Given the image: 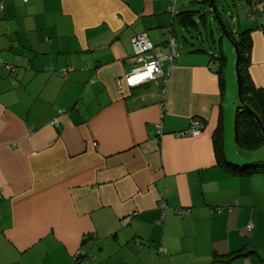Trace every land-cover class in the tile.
Returning a JSON list of instances; mask_svg holds the SVG:
<instances>
[{"label":"crops","instance_id":"1","mask_svg":"<svg viewBox=\"0 0 264 264\" xmlns=\"http://www.w3.org/2000/svg\"><path fill=\"white\" fill-rule=\"evenodd\" d=\"M189 3L171 16L166 0H0V264H262L264 168L237 175L218 157L264 166V152L226 156L209 54L174 40L167 87L124 84L134 36L168 55ZM237 4L231 31H249L246 70L264 92V0ZM193 119L200 135H178Z\"/></svg>","mask_w":264,"mask_h":264},{"label":"trees","instance_id":"2","mask_svg":"<svg viewBox=\"0 0 264 264\" xmlns=\"http://www.w3.org/2000/svg\"><path fill=\"white\" fill-rule=\"evenodd\" d=\"M168 1V13L173 16L176 12V2L177 0H166ZM240 1V0H239ZM217 2V0H216ZM237 0H233V4H236ZM201 4V3H206L208 4L209 9H211V13L215 18L213 8L209 4L208 0H191L189 4ZM214 6L217 8L215 5V0H214ZM189 5L187 6V9H181L179 11L178 9V18L180 20V25L181 27H192L195 28V30L198 32V35L200 37L196 38L197 40L200 38L201 39V33L199 31V23L195 21V16L198 17H203L202 22L205 23V17L206 13L201 12L200 10H190ZM222 7V8H221ZM224 6H220V8H217L219 16L221 18V11ZM220 9V10H219ZM210 12V11H207ZM223 14V13H222ZM222 19V18H221ZM223 22V26H224ZM204 26V24L202 25ZM219 28V26H218ZM189 28H186V32L190 34V30L188 31ZM221 32V30L219 29ZM228 37L232 40L234 46L237 49V54H238V60H237V71H238V105L236 107V110L234 112V124H233V133H234V141L239 149H248V150H254L260 145H264V137L253 119L252 115L250 114L249 111H252L260 120V123L262 127L264 128V92L260 89H256L253 87L249 75L247 74V65L249 63V57H250V48H251V41L249 37V31L248 30H243L241 32H236V36L233 34H229L227 31ZM223 35V34H222ZM172 37V36H171ZM224 37V36H222ZM184 43H189L188 39L186 37H182ZM173 39V37H172ZM168 41V38L166 39L165 45ZM174 42V40H173ZM190 46L192 44L189 43ZM189 53H196V52H201V53H208L204 47L202 46H195L192 49L188 50ZM161 54V53H160ZM163 55V54H162ZM212 64H216L217 66L213 68L212 70L215 72L218 78V83L221 88H223L224 80H223V71H224V57L221 52H218L215 55H209ZM8 65V64H6ZM10 66V65H8ZM14 71L10 72L12 75L15 73V68L13 66H10ZM14 83V82H13ZM167 87V86H165ZM220 142H221V128L219 127L216 130V136L214 139V144L216 147V151L220 150ZM218 145V146H217ZM218 149V150H217ZM219 152V151H218ZM218 157V155H217ZM218 162H220L224 167L229 168L231 170V173L237 174V175H244L247 174L249 175L250 173L259 170L261 167L264 168L263 165H247L243 167H237L233 164H230L229 162H226L224 160L223 154L220 153V156L218 157ZM247 231H250L249 229L246 228ZM249 253H238L235 254L236 256H246ZM80 257V256H79ZM233 258V256L228 257V259ZM262 264H264V260L262 261Z\"/></svg>","mask_w":264,"mask_h":264},{"label":"rangeland","instance_id":"3","mask_svg":"<svg viewBox=\"0 0 264 264\" xmlns=\"http://www.w3.org/2000/svg\"><path fill=\"white\" fill-rule=\"evenodd\" d=\"M191 1V0H190ZM215 5L217 8L220 6H224V8L230 9L232 14L223 16L221 14L222 21L227 23L231 30L234 31L237 27V19H242L240 16L237 18V12L239 11L240 4H237L236 6L233 4V0H215ZM190 10H200L202 13H206V19L205 23L202 22L203 17L195 16V21L199 23V31L201 33V39L198 40L196 38L200 37L198 35V32L195 30V28L192 27H179L178 22L175 24L174 33L172 35L173 40H175V49L178 50V53L183 50L185 53H187V50L192 49L195 46H202L204 49L208 52L210 55H215L218 52H221L224 57V71H223V88H224V94H225V110L226 114L229 117L224 120V127H225V133L226 129L229 130V142L228 140H224V143L226 145V156L230 157L234 161H236V155L239 154L241 157H243L245 154H252L255 156H259L260 152H264V145H260L254 150H248V149H239L236 147L235 141L232 138V123H233V116L234 112L236 110V107L238 105V82H237V73H236V52L233 44L227 40L225 37H222V33L219 31L218 23L214 19L213 14L211 13V9H209L208 4L201 3V4H189L188 7ZM210 11V12H207ZM204 24V26H202ZM186 28H189L190 34L186 32ZM245 30L242 28L241 31ZM240 32V31H238ZM235 37L237 38L236 34L233 33ZM186 37L188 39V42L192 44V46L189 45V43H184L182 37ZM220 44L223 46V51H221ZM176 52V51H175ZM177 54V53H176ZM132 59V58H131ZM11 77L13 78V75L11 73ZM160 78H163V76H157L155 80H158ZM153 80V81H155ZM151 81V82H153ZM150 83V82H148ZM147 83V84H148ZM56 123L51 124V126H54ZM225 138V137H224ZM229 145V147H228ZM234 146V147H233ZM254 156V157H255Z\"/></svg>","mask_w":264,"mask_h":264},{"label":"built area","instance_id":"4","mask_svg":"<svg viewBox=\"0 0 264 264\" xmlns=\"http://www.w3.org/2000/svg\"><path fill=\"white\" fill-rule=\"evenodd\" d=\"M239 1V0H237ZM249 18L251 20L254 19L253 15H250ZM264 33V30H263ZM168 41L166 43V47L168 48L169 54L162 55L160 53H154V47L149 42L147 36L145 34H138L134 36L132 39V47H133V55L132 61L135 63L136 67L132 70V72L126 76L124 80V84L127 87H136L143 84H147L155 80L157 76H163L160 69V62L166 61L169 64L173 62V60L177 57V54L174 50V42L170 34L167 36ZM3 62L0 60V65ZM4 66L9 70V72H13L14 70L4 64ZM65 73V70H63ZM167 75L164 76V85H167ZM118 85L121 86V83L118 82ZM56 123L55 121L50 124ZM203 123L200 120L193 119L190 121L187 130L178 133L180 136H190L197 137L203 130ZM156 134H162V130L160 126H156ZM160 208H164V204H160ZM177 214H185L186 210L175 211ZM247 229H252V224H248Z\"/></svg>","mask_w":264,"mask_h":264},{"label":"water","instance_id":"5","mask_svg":"<svg viewBox=\"0 0 264 264\" xmlns=\"http://www.w3.org/2000/svg\"><path fill=\"white\" fill-rule=\"evenodd\" d=\"M209 1V4L212 6V10H213V12H214V15H215V18H216V21H217V23H218V26H219V29L221 30V33L223 34V36L227 39V40H229L232 44H233V42H232V40L228 37V34H227V31L229 32V34H231L232 33V31H231V29H230V27H229V25L227 24V23H225L224 24V26H223V21H222V19L220 18V16H219V13H218V10H217V8L214 6V0H208ZM221 13H224V10H221ZM233 46H234V44H233ZM234 48H235V52H236V73H237V82H238V80H239V78H238V71H237V60H238V54H237V49H236V47L234 46ZM238 86H239V84H238ZM250 112V114L252 115V117H253V119L255 120V122L257 123V125H258V127H259V129H260V131H261V133H262V135H263V137H264V128L262 127V125H261V123H260V120L258 119V117L252 112V111H249Z\"/></svg>","mask_w":264,"mask_h":264},{"label":"flooded vegetation","instance_id":"6","mask_svg":"<svg viewBox=\"0 0 264 264\" xmlns=\"http://www.w3.org/2000/svg\"><path fill=\"white\" fill-rule=\"evenodd\" d=\"M163 62H166V61H162V62H160V69H161V72H162V68H161V66H162V63ZM174 62H175V59L173 60V62H171L170 64L168 63V66H170V68L174 65ZM170 70H168V72H169ZM162 74H163V78H164V73L162 72ZM169 74V73H168ZM168 74H167V81H168ZM166 76V75H165ZM167 85H168V82H167ZM167 85H165V86H167ZM165 93H166V91H165Z\"/></svg>","mask_w":264,"mask_h":264},{"label":"clouds","instance_id":"7","mask_svg":"<svg viewBox=\"0 0 264 264\" xmlns=\"http://www.w3.org/2000/svg\"><path fill=\"white\" fill-rule=\"evenodd\" d=\"M263 24H264V22L261 23V26H262ZM263 30H264V28H262V33H263ZM263 34H264V33H263Z\"/></svg>","mask_w":264,"mask_h":264}]
</instances>
